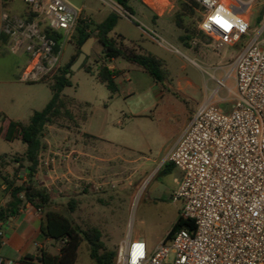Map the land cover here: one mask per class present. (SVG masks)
<instances>
[{
    "label": "rangeland",
    "instance_id": "obj_1",
    "mask_svg": "<svg viewBox=\"0 0 264 264\" xmlns=\"http://www.w3.org/2000/svg\"><path fill=\"white\" fill-rule=\"evenodd\" d=\"M68 1L77 7H84V14L92 24L104 21L113 12L102 0ZM141 2L132 0L133 13L118 14L112 36L120 35L125 45L133 47L132 44H140L162 58L164 80L155 81L147 71L119 58L114 61L119 91L112 95L97 78L98 69L102 65L110 66L111 62L105 59L96 35L84 62L92 68L93 73L81 68L73 72V86L63 91L64 95L76 100L73 104L66 99L65 111L70 112L73 118L64 113L45 127L42 134L43 154L39 155L43 162H48L51 172L60 173L65 169L69 172L80 154L76 151V145L90 140L87 135L78 140L77 135L81 131L103 135L124 150L121 152L123 159L115 158L113 161L109 187L103 195L90 194L86 185V206L82 213L72 212L69 208V201L72 198L77 200L75 197L80 194L72 187L67 193L57 192L58 201L52 203L53 207L56 206L83 228H99L108 251H116L121 242L137 234L145 237L149 245H156L170 232L179 217L182 202L174 201L171 197L176 188L173 182L176 172L162 173L167 156L180 137L188 117L199 105L209 100L218 87L216 79L225 76L236 56L245 48L246 41L250 40L247 37V40L243 39L220 52L215 50L211 41L198 30L201 13L194 0H169L168 35H165L142 17ZM263 7L264 0H259L252 21V36L264 28V20H255ZM2 9L19 15L26 13L23 0H0V15ZM178 22L183 23L182 28ZM185 30L189 31L186 35L189 39L183 42L180 36L185 34ZM142 31L152 35L156 33L163 47H158L159 43L142 44ZM18 52L3 46L0 48V153H8L0 157V174L15 185L22 184L28 176L27 171L20 169L14 161L21 158L26 145L21 141L9 142L4 139L3 121L6 117L7 120L27 124L33 113L42 110L52 98L51 81L25 83L19 80L27 61L19 59ZM75 52L76 41L73 40L65 48L64 64ZM228 85L232 89L234 81L230 79ZM219 95L221 106L229 108V101L233 98L229 90L223 88ZM60 158L69 161L66 167L59 162ZM39 171L38 168L37 173ZM74 179L73 173L69 172L66 177L49 178L48 181L73 185ZM35 182L40 187L44 185L37 175ZM1 184L3 180L0 177ZM1 198L9 200L10 191L0 189ZM59 248L60 243L57 242H51L48 246V250L54 253ZM76 264H95L85 242L78 251Z\"/></svg>",
    "mask_w": 264,
    "mask_h": 264
},
{
    "label": "built area",
    "instance_id": "obj_2",
    "mask_svg": "<svg viewBox=\"0 0 264 264\" xmlns=\"http://www.w3.org/2000/svg\"><path fill=\"white\" fill-rule=\"evenodd\" d=\"M102 1L117 15L128 14L116 0ZM194 1L201 13L198 30L215 50L220 52L247 37L250 40L225 76L216 79L218 87L192 113L166 159L181 172L171 197L182 202L180 215L192 222L193 229L184 227L171 238L168 232L152 252L144 240L129 236L117 248L115 264H131L139 244L144 247L137 264H264V28L251 35L259 0ZM23 2L25 14L1 10L0 35L7 36L12 51L28 54L20 81H52L64 66L65 48L79 25L90 20L84 7L68 0ZM218 8L243 20L247 30L240 33L234 27L225 33L208 21ZM206 21L208 30L201 27ZM223 88L233 96L229 108L218 101ZM48 165L39 157L41 171H51ZM56 185L42 187L49 194L63 192ZM4 224L0 222L3 238ZM0 264L13 263L0 257Z\"/></svg>",
    "mask_w": 264,
    "mask_h": 264
},
{
    "label": "trees",
    "instance_id": "obj_3",
    "mask_svg": "<svg viewBox=\"0 0 264 264\" xmlns=\"http://www.w3.org/2000/svg\"><path fill=\"white\" fill-rule=\"evenodd\" d=\"M126 11L133 13L131 6L132 0H116ZM197 4V3H196ZM198 5V4H197ZM119 16L112 12L106 19L98 24H92L82 21L74 36L76 41V52L69 62L65 63L60 71L55 75L50 83L52 98L47 105L40 111H35L30 118L29 123L24 124L21 121L9 120L3 136L5 140L13 142L21 140L26 145V150L20 159L14 160L20 167L27 171V178L20 185H15L8 178L1 176L6 190L10 191V199L4 206L0 205V222H7L10 218L17 216L20 209L30 204L43 213L41 232L53 242L60 243L57 253H52L47 249H41L37 256L26 255L20 259L26 264H76L78 251L85 242L89 246V254L95 264H115L116 251H108L102 241V232L97 227L83 228L76 224L69 216L62 213L59 209L52 206L51 196L44 187H40L35 182L38 172L39 155L43 149L42 134L45 127L54 123L64 113L71 118L73 116L67 110L66 99L75 103V98L63 94L67 87L73 86L71 77H67L70 72L71 64L77 59L81 52L82 45L98 32L97 41L102 47V53L106 60L123 59L126 62L142 68L147 71L155 81L164 80L163 59L152 53H143L133 45V47L124 44L122 36L114 37L112 32L118 23ZM258 22L264 20V7L259 11L256 18ZM179 27H183L182 22H178ZM91 31L88 33L87 30ZM188 30L180 36L181 41L189 39ZM1 37L7 40V36L2 34ZM87 73H93L90 66L84 63L81 67ZM118 71L110 70L107 65H102L97 71L98 80L105 84L112 95L119 90L117 83ZM87 115L82 119L85 121ZM5 120V119H4ZM171 164H167L163 172H166ZM20 171V170H19ZM76 200L69 201V208L73 212L76 208ZM187 227L193 229L192 222L185 220L179 215L177 221L172 226L168 238H171L178 230ZM3 245V237H0V250Z\"/></svg>",
    "mask_w": 264,
    "mask_h": 264
},
{
    "label": "crops",
    "instance_id": "obj_4",
    "mask_svg": "<svg viewBox=\"0 0 264 264\" xmlns=\"http://www.w3.org/2000/svg\"><path fill=\"white\" fill-rule=\"evenodd\" d=\"M142 1L143 2L140 3V5L142 6L141 7L142 17L146 19L151 25H153L154 28L160 29V31L163 34L168 35L166 31V22L169 17L168 15L170 13L168 6L171 3H168L166 7L160 10L153 8L148 3H146L145 0ZM142 34L143 36L140 39V42H142V44L145 45L146 43L152 42L154 44L159 43L158 47H163V45L160 44V42H158V39L156 38V33H153L152 35L149 34L148 32L142 31ZM7 41L8 40H4L3 38H1L0 48L2 46L6 49L9 48ZM132 45H135V47L140 51H142L143 53H152L158 56L152 51L145 49V47H143L140 44H132ZM17 57L19 59H24L28 61V54L25 53L24 51H19L17 53ZM114 61L115 59L109 61L111 62V65L108 66L110 70H117L116 66L114 65ZM191 115L188 117L184 126L188 124ZM8 121L9 120H7V118L5 117L2 126L3 131L5 130ZM83 135L89 136L90 140L83 141L76 145L77 147L76 151L80 154L79 156H76L77 160H75V162L73 163L72 169L69 168V172L73 173V175L75 176V179L73 181L74 184L68 185L66 183H62L60 185L59 183H56L57 184L56 187H58V189H62L63 192L65 191V193H67L71 187H72L71 189L76 190V192L80 193L78 194V196L75 197L77 199L76 200L77 208H75V212L79 211L80 213H82V211L85 210V206H86L85 205L86 203L85 197L87 196L86 187L89 186L90 194L99 193L103 195L104 191H106V189H108L109 187L108 185L110 182V175L113 172V161L115 158L123 159V157L121 156V152L124 151L119 145H116L111 139L105 136L103 137V135H92L81 131L80 133H78L77 139L81 141ZM15 141H21V140H15ZM5 154L7 155L8 153L7 152H4L2 154L0 153V157L5 156ZM40 154H43V149L41 150ZM60 161L61 163L64 164V167H66L69 163V161L66 158H60L59 162ZM167 164H171V163L167 162ZM64 171H59L60 173H58L56 171L51 172L48 171L47 169H44L42 171H39V173H37V179L40 180L41 183L44 182V184H47L50 183L48 181L49 178L57 179L60 176H65V177L68 176L69 172L68 171L66 172V169ZM173 171L176 172L177 174L173 178V182L175 184V180L181 177V172L179 171V169H177L173 164H171L169 169L164 173H171ZM0 189L6 190L5 185L1 184ZM82 192L83 194H81ZM50 196L52 203H57L55 202L58 201L57 199L59 197L57 196V192L51 193ZM7 201L8 200L6 198H1L0 205L4 206ZM54 208L58 209L56 206H54ZM42 221H43V213L41 211L37 210L35 207H33L30 204L23 206L20 209L19 214L17 216L10 218L7 222H5L3 226L4 238H3V245L0 250V257L10 260L13 264H26L20 261L22 257L26 255L37 256L41 249L48 250V246L53 241L46 238L41 232ZM76 224L80 225L77 222ZM132 238L144 240L147 244V248L149 252L154 251L157 248L159 242L163 239V238L160 239V241L156 245L153 244L149 245L147 239L143 237L141 234H137L135 237Z\"/></svg>",
    "mask_w": 264,
    "mask_h": 264
},
{
    "label": "clouds",
    "instance_id": "obj_5",
    "mask_svg": "<svg viewBox=\"0 0 264 264\" xmlns=\"http://www.w3.org/2000/svg\"><path fill=\"white\" fill-rule=\"evenodd\" d=\"M205 3H208V0H205ZM208 21L215 23L225 33H231L234 27L238 28L240 33H243L248 27V25L243 20L233 17L232 14L224 8H218L212 15L208 17ZM208 21L201 25V27L205 30L210 28V23ZM227 39L228 37L225 36V40ZM143 247V244L135 246L131 264H137V258L143 256Z\"/></svg>",
    "mask_w": 264,
    "mask_h": 264
},
{
    "label": "water",
    "instance_id": "obj_6",
    "mask_svg": "<svg viewBox=\"0 0 264 264\" xmlns=\"http://www.w3.org/2000/svg\"><path fill=\"white\" fill-rule=\"evenodd\" d=\"M98 32H94L93 36H91L81 47V52L77 59L71 64L70 72H68L67 77H71L72 73L78 71L82 65L84 64L87 56L90 54L92 44L95 41V36Z\"/></svg>",
    "mask_w": 264,
    "mask_h": 264
},
{
    "label": "bare ground",
    "instance_id": "obj_7",
    "mask_svg": "<svg viewBox=\"0 0 264 264\" xmlns=\"http://www.w3.org/2000/svg\"><path fill=\"white\" fill-rule=\"evenodd\" d=\"M150 6L162 10L169 3V0H145Z\"/></svg>",
    "mask_w": 264,
    "mask_h": 264
}]
</instances>
